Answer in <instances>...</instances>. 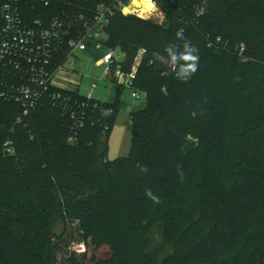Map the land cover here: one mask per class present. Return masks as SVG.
I'll list each match as a JSON object with an SVG mask.
<instances>
[{"label":"trees","instance_id":"trees-1","mask_svg":"<svg viewBox=\"0 0 264 264\" xmlns=\"http://www.w3.org/2000/svg\"><path fill=\"white\" fill-rule=\"evenodd\" d=\"M153 2L163 23L116 0H23L27 18L47 23L112 7L107 46L128 61L147 50L135 81L146 104L131 113L130 155L110 161L125 90L114 81L107 102L69 92L85 105L74 144L69 114L48 103L25 114L0 96V264H58L75 224L86 250L65 264H264V0H207L203 14L204 0ZM180 28L200 57L187 83L152 56L181 43Z\"/></svg>","mask_w":264,"mask_h":264},{"label":"built area","instance_id":"built-area-1","mask_svg":"<svg viewBox=\"0 0 264 264\" xmlns=\"http://www.w3.org/2000/svg\"><path fill=\"white\" fill-rule=\"evenodd\" d=\"M116 1L117 7L127 15L125 10L131 0L128 5L122 0ZM22 2L4 0L0 12V73H3L0 96L18 103L25 114L46 103L69 114L73 121L69 142L74 144L85 126V105L73 103L69 92H79L72 77L77 73L75 66L82 65L78 54L86 52L90 46L96 52H103L97 65L106 66L108 82L114 81L131 90L135 99L146 96L135 86V81L147 52L140 49L128 67L125 54L109 48L104 41L106 28L114 15L112 7L101 4L92 14H67L65 18L56 17L47 23L27 18ZM96 88L93 80L86 96L88 101L95 100Z\"/></svg>","mask_w":264,"mask_h":264},{"label":"rangeland","instance_id":"rangeland-1","mask_svg":"<svg viewBox=\"0 0 264 264\" xmlns=\"http://www.w3.org/2000/svg\"><path fill=\"white\" fill-rule=\"evenodd\" d=\"M153 2V0H152ZM154 3V2H153ZM155 4V3H154ZM156 10L152 14L140 16L139 13L134 12L136 16L143 19H151L159 23L165 21V13L156 6ZM127 15L130 13L126 12ZM161 13L163 15H161ZM92 47V46H91ZM120 51V50H119ZM121 53H126L120 51ZM79 58L82 65H76L74 73V82H77L76 89L83 96H87L89 92V85L94 80L97 88L93 93L95 100L100 102H107L114 97V90L110 82L105 79L106 66L97 65L102 52H94L92 49L87 53H79ZM128 56H126V60ZM128 61V60H127ZM133 59H129L127 65L131 66ZM71 86V85H70ZM146 96H141L138 99L132 97L131 90L125 89L121 95V107L117 114L115 123L113 125L111 134L108 140L107 159L114 161L117 159L127 158L130 155L132 147V122L131 113L145 106ZM61 232V228L58 233ZM154 248L161 258L169 252V249L161 242L160 236L156 233ZM86 250L83 242L80 240V233L77 229V224L68 227L65 237L61 240V249L58 253V264H65L67 259L73 255L80 256Z\"/></svg>","mask_w":264,"mask_h":264},{"label":"clouds","instance_id":"clouds-1","mask_svg":"<svg viewBox=\"0 0 264 264\" xmlns=\"http://www.w3.org/2000/svg\"><path fill=\"white\" fill-rule=\"evenodd\" d=\"M149 8L153 11L156 10L155 4L152 0H147ZM207 0H204V6H202L199 11L201 14L206 10ZM161 15H163L161 13ZM177 41L181 43H169L165 45L163 52H153L152 56L155 61L160 62L165 65L168 69L174 72L176 79L181 82L187 83L191 80L193 75L198 71L199 68V52L198 49L191 43L190 40L186 39L184 36V29L180 28L175 33ZM142 52H147L146 49H141ZM110 112L104 110L102 115L107 116ZM195 115V113H193ZM136 167L139 169L141 174H146L148 168L139 162H137ZM179 167V166H178ZM183 179L182 171L178 173ZM145 196L154 204L161 203V198L155 194L150 188L145 189Z\"/></svg>","mask_w":264,"mask_h":264},{"label":"bare ground","instance_id":"bare-ground-1","mask_svg":"<svg viewBox=\"0 0 264 264\" xmlns=\"http://www.w3.org/2000/svg\"><path fill=\"white\" fill-rule=\"evenodd\" d=\"M136 11L140 16L152 14L153 10L149 8L147 0H131V5L126 8V12Z\"/></svg>","mask_w":264,"mask_h":264},{"label":"crops","instance_id":"crops-1","mask_svg":"<svg viewBox=\"0 0 264 264\" xmlns=\"http://www.w3.org/2000/svg\"><path fill=\"white\" fill-rule=\"evenodd\" d=\"M91 49L93 50V48L90 46L89 49H88L86 52H84V53H87V52L91 51ZM93 51H94V50H93ZM94 52H96V51H94ZM102 55H103V52H102ZM102 55H101V57H102ZM101 57H100V59H101ZM100 59H99V60H100ZM99 60H98V61H99ZM98 61H97V62H98Z\"/></svg>","mask_w":264,"mask_h":264}]
</instances>
